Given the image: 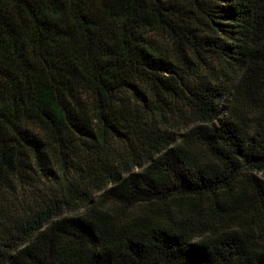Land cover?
I'll list each match as a JSON object with an SVG mask.
<instances>
[{
  "label": "trees",
  "instance_id": "trees-1",
  "mask_svg": "<svg viewBox=\"0 0 264 264\" xmlns=\"http://www.w3.org/2000/svg\"><path fill=\"white\" fill-rule=\"evenodd\" d=\"M0 264H264V0H0Z\"/></svg>",
  "mask_w": 264,
  "mask_h": 264
}]
</instances>
